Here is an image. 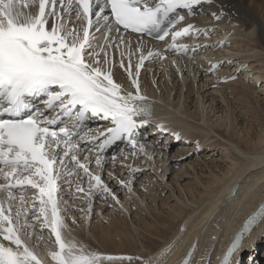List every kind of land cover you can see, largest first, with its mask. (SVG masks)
Returning <instances> with one entry per match:
<instances>
[{
	"label": "snow or ice",
	"instance_id": "1",
	"mask_svg": "<svg viewBox=\"0 0 264 264\" xmlns=\"http://www.w3.org/2000/svg\"><path fill=\"white\" fill-rule=\"evenodd\" d=\"M201 3L202 0H0V193H6L0 198V264H44L41 253L36 251L42 237L30 245L33 233L27 231L31 227L29 220L22 222L19 210L13 214L12 202H25L23 194L17 197L13 189L38 193L33 200L39 201V215L33 219L42 216L54 236L55 246L47 248L54 264H96V254L63 234L66 225L58 208L59 174L55 172L63 158L57 149L69 156L77 146L84 122L91 117L109 121L102 139L97 141L101 150L126 140L135 154L142 138L140 129L148 125L152 115L151 105L145 103L147 97L140 91L139 71L146 60L163 57L159 51L142 53L135 78L129 63L128 75L135 88L129 91L114 81L107 57L101 61L93 47L95 33L104 35L106 46L113 34L119 37L122 32L161 41L171 36L169 47L187 53V46L177 40L198 29L192 24L172 29ZM69 20L73 21L71 28ZM71 121L79 125V131L75 126L69 129ZM157 127L167 131L163 123ZM173 135L179 139V133ZM138 150L144 151L143 145ZM71 160L96 185L101 184V177L93 175L75 154ZM235 198L234 193L232 199ZM261 221L264 201L218 257L219 264H243L244 240ZM194 251L195 245L183 264H190Z\"/></svg>",
	"mask_w": 264,
	"mask_h": 264
},
{
	"label": "bare ground",
	"instance_id": "2",
	"mask_svg": "<svg viewBox=\"0 0 264 264\" xmlns=\"http://www.w3.org/2000/svg\"><path fill=\"white\" fill-rule=\"evenodd\" d=\"M180 11L185 12V10ZM72 15H74V12ZM188 24L195 25L198 29V31L190 32L193 38L199 35V37H207L206 33L209 30L218 34H224L228 30L234 32L232 34L237 36L242 34L236 32L239 30L244 32L248 38L250 36L251 40L254 39L257 45L264 50V0H202V3L196 6L191 14H186V18L180 26L172 31L180 30ZM72 26L73 21L69 20L68 27L71 28ZM235 33L237 34L235 35ZM186 36L178 38L177 43ZM234 36V39L238 38ZM231 37L226 36L227 39H232ZM242 37L244 40L247 38L244 34ZM242 37H239V39L242 40ZM95 39L99 41L100 47L104 51L108 50L111 55L115 54L117 56V50L123 46L126 52L129 51V53L135 54L134 58L137 59V61H134L135 65L138 64L140 55L142 53L146 55L148 51H159L161 56H173V54L178 53L169 47L172 43L171 36L164 43H156L122 32L119 37L113 34L107 41V46L102 33H95ZM112 43H116V47ZM186 43L191 44L194 42ZM243 45L241 46L243 47ZM246 45L250 46V44ZM256 55L252 56L255 57ZM124 57L126 56L124 55ZM156 57L153 56L146 60L144 65L149 64L151 67L157 60ZM246 58L240 62L244 64L240 66L243 65L242 67L245 70H247V66H245L247 65ZM250 58L252 57L249 56ZM215 60L217 61L219 58ZM107 66L112 71L114 81L123 86L127 81L131 83L128 75L129 69L122 74L120 68L114 67L110 62ZM248 70L259 71L260 73H253L255 80L251 81L252 84L246 85L245 81H239L241 88H237L236 92L245 103L249 104L252 103L251 97H253L254 86L256 82H260L264 78V73L261 68L256 69L253 66ZM131 72L133 78H135V71L132 70ZM138 81L141 83L139 78ZM125 87L128 88L127 84ZM145 88L143 87V89ZM140 91L143 94L141 88ZM150 95L146 93V96ZM159 102L149 98L145 101V103L151 105L152 115L148 125L140 129L142 138L139 139L138 145H143V148L147 146V149L150 150L151 148L164 149L166 146L168 148L175 146L177 154L186 150L193 151L197 149L204 152L213 147L218 152L217 147L220 146L219 148H226L228 151V153L226 151V156L230 161V165H228L226 171H222V175L211 174L212 178L202 182L195 177V181L199 180L198 183H195V186L191 184L186 188V184L181 185L179 183V188H174L172 183L165 180L168 171L166 161L169 158H159L156 166L154 162H150V154L147 155L144 151L139 150L133 154L134 149L126 140L116 141L109 145L107 147L109 149L108 153L104 157H88V152V156L83 158L82 153L84 152L79 150L80 147H77V151L72 150L67 157L64 156L63 151H59L60 157L63 158V164H59L57 190L60 185L58 206L60 215L66 225L63 234L65 237L74 238L78 244L85 247L86 251L96 254L99 257L96 264H183L184 259L194 245L195 251L192 254L190 264H219L218 257L224 254L232 238L242 228L246 218L258 209L261 203L260 200L264 198V143L260 145L253 142V137L247 136L249 138L244 141L240 140L241 142L227 139L229 143L227 145L212 135L211 130L184 119L176 110V107L166 105L165 102L162 104V100H159ZM249 110L252 115L251 120L261 121L253 106ZM89 119L96 118L86 119L83 128ZM93 122L95 121L89 123L92 127L86 128L81 133L85 132L91 138L99 137L100 140L102 139L101 134L109 127V121L102 119L100 123ZM161 123L165 125L167 131L158 129L157 125ZM74 126L79 131V125H76L75 121L68 123L71 130ZM253 126L252 121L248 122V127L251 130ZM173 133H179V139ZM218 136L225 138L221 133ZM258 141L262 142V139ZM78 142H81V140ZM190 142H193L192 148L186 146ZM116 144H119L118 151H116L117 147L115 148ZM99 147L98 145L95 148L98 149ZM73 154L78 157L80 163L86 164L93 175L101 177L100 185H96L95 180L85 174L76 161L71 160ZM158 154L161 157L162 151H158ZM97 160L100 161L99 165L96 163ZM172 165L175 166L176 163H172ZM141 166H145V168L152 166L154 171L150 172L152 174L154 172L155 175L153 174V178H149L153 180L154 186H156L154 192L157 197H150L148 190L152 189L151 186L145 187V184H143V187H140V185L133 183V179L136 177L134 174L142 168ZM161 169L162 171L159 173ZM180 172L183 173V176L187 174L184 168ZM180 172L176 173L179 174L178 178ZM243 177L245 178L240 181ZM62 180L66 181L62 182ZM121 181H127V186H125V183L122 184ZM0 182L3 181L0 180ZM66 184H72L74 192L69 193L65 187ZM176 184L178 183L176 182ZM105 188H107V191H105ZM78 189H82V191ZM166 190L170 191V198H172L174 204L170 205L166 202L161 207L159 205L160 200L163 199L161 196L164 195ZM13 191L17 190L13 189ZM18 193L20 192L18 191ZM234 193L236 194L235 200L232 199ZM21 194H25V197L29 196L32 200L30 203H33L34 195H38L31 189ZM0 195V198H3L5 194ZM34 203H39L38 199L34 200ZM37 205L36 210L39 209ZM22 207L24 208V205ZM253 207L255 208L251 212ZM27 209L30 208L27 207ZM34 214L38 216L39 212ZM23 218L25 217L23 216ZM31 220H34V223L31 224L28 230L29 233H33L32 240L34 244H36L37 238L42 237L36 251L41 253L44 264H54L47 255V248L55 246L54 236L51 235L50 229L44 223L42 216L39 220ZM37 221L41 223L37 224ZM261 223L262 221L253 228L251 234L244 240L243 264H252L253 260L255 264H264V234L253 240L256 231L262 228ZM225 239L227 240L225 241ZM45 244H47V247H45ZM107 257L118 259H108Z\"/></svg>",
	"mask_w": 264,
	"mask_h": 264
},
{
	"label": "rangeland",
	"instance_id": "3",
	"mask_svg": "<svg viewBox=\"0 0 264 264\" xmlns=\"http://www.w3.org/2000/svg\"><path fill=\"white\" fill-rule=\"evenodd\" d=\"M210 31L211 30L207 31V37L205 36L204 38L199 37L200 35L194 36L193 38V35L190 33L188 34V36L184 37L182 41L179 42V44L184 43L183 45L188 46L187 53H177L174 55L173 52H171L173 56H162L163 58L156 57L157 60L155 61V63H153L151 67L149 64H145L144 66H142L140 68L138 77L139 80H141V83L138 81L141 84L140 88L142 89V92L145 96L146 93L147 95L151 94L150 96H146L147 98L151 100H156L157 102H159V100H162V104H164L165 102L166 105L172 106L174 108L176 107V110L181 116H183L184 119H188L197 125L211 130L212 135L216 136L217 139L222 143L228 145L229 143L227 139L241 142L244 141L246 138L253 137V142H257L258 144L262 145L264 143V78H262L263 80L261 79L260 82H256L257 86H254L253 97H251L252 103H245V101L241 99L242 97L240 98L239 94H237L238 92L236 91L237 88H241V84L238 83L239 81H245L246 85L252 84L251 81L255 80V77H253V73H260L259 71L253 72L250 71L251 69L248 70V68H250L251 66L256 69L261 68L264 73V50L257 45L253 37V40H251L250 36L248 38V36H246L245 33L242 31H236L237 33H242L238 34L239 36H234L232 34L234 32L228 30L227 32H224V34H218L216 32ZM237 33H235V35ZM231 34L235 38H238L234 39ZM243 34L245 37H247L245 40L242 37ZM222 36H224L225 38ZM226 36L228 38L232 36V39H227ZM239 37H242L243 39L241 40L239 39ZM248 39H250L251 41ZM186 42L194 43L187 44ZM245 42L246 44H250V46L244 44ZM113 45L114 47H116V43H114ZM241 45H243L244 48ZM93 47L97 52H99L101 61H103L107 57L108 63L110 62L114 67L120 68V72L122 74L128 70L129 63H131V71L133 70L136 73V65L134 61H137V59L134 58L135 54L129 53V51L126 52L123 46H121L117 50V56L115 54L111 55L108 50L102 51L99 41L97 39L93 40ZM193 49H195V54H193ZM249 54H257L255 57L258 58H255L254 56ZM124 55L126 57H124ZM248 55L252 58L249 59ZM216 58H219V60L216 61ZM245 58L247 59V65L245 66H247L248 71L242 67L244 64L240 63ZM121 61H123V67H121ZM241 64L243 65L240 66ZM213 65H216V67L213 68ZM231 75L232 77L235 76L236 78L233 79ZM126 84L128 88L125 87ZM125 85L123 86L125 89H129L130 91V89L132 88L131 91L134 92L135 88L129 81H127ZM143 87L146 88L143 89ZM251 106L254 107V110L256 111L257 115L259 116L258 118L261 121L258 122L254 119L251 120L250 117L252 115L249 110ZM91 121L100 123L102 119H89L85 124V128L92 127L89 124ZM250 121L254 123L252 130L248 127V122ZM219 133H221L222 136H224L225 138L221 136L219 137ZM260 139H262V142L258 141ZM162 142L164 143L163 140ZM192 144L193 142H190L186 146H189L188 148H192ZM219 147L220 146L217 147V150H219L218 152H216V150L214 149L215 147H213L212 149H210L211 151L205 150L204 152H201L197 149L193 151L186 150L184 151L185 153L182 152L177 154L175 146L169 148L168 146H166L164 149L151 148V150L149 148L147 149V146H145L144 153H146L147 155H151H149V160L151 163L154 162L156 166L158 165L157 161L159 158H169L166 161V166H168V171L166 172L165 178L166 182L172 183V186L174 188H179V183H181V185L186 184L185 187L188 188V186H190L191 184L195 186V183H198L199 180L202 182L207 180L208 178H212L211 174L222 175V171H226L228 169L230 161L226 156L227 150L226 148ZM138 148L137 150H135V152L138 151ZM118 149L119 145L117 146L116 151H118ZM158 151H162V154L160 155L161 157H159ZM82 152L84 151L82 150ZM175 152L176 155L174 156ZM86 156H88V154L82 153L83 158H85ZM172 163H176V165L174 166L172 165ZM182 168L185 169V172L187 171V174L185 176H183V173L180 172ZM138 170L139 171L135 172L134 174V176L136 177H134L133 183L138 186L140 185V187H143V184H145V187L151 186L152 189L148 190L150 193V197H157L155 196L154 192L156 190V186H154L155 184L153 180H150V178H153V176L155 175L154 172V175L152 174V172H150L153 170L152 166H148L147 168L143 166ZM161 171L162 169L159 171V173ZM179 172L181 174L178 178L179 174L176 173ZM173 176L175 177L174 179ZM195 177L199 180L197 179V181H195ZM244 178L245 177H243L240 181H242ZM141 180L142 182H140ZM65 181L66 180H62V182ZM176 182L178 184H176ZM124 183L125 186H127L128 182L125 181ZM71 185L72 184L65 185L69 193L74 192V189ZM4 194V196H6V193ZM14 194H17V197L21 195V193L18 192H14ZM23 196L25 197V194H23ZM28 197H25V203L23 204L19 201V199L13 201L12 211L13 214H15V212L21 207V209L19 210L21 212V221L23 222L27 218L30 224H33L34 220L31 219H33V217L35 216L34 213L39 212L38 210H36V204H38L37 206H39V203H34L33 200L35 207H31L32 202L30 203V201L32 200H30L31 198ZM159 197L160 195L158 196V198ZM161 197L163 199H158L160 200L159 205H161V207H163L166 202L170 203V205L174 204L172 198H170L169 190H166L164 195H162ZM262 200H264V198L260 201ZM23 205L25 209L22 207ZM7 206L8 205L6 204L5 207ZM27 207L30 208V210L24 212L26 211ZM255 207L251 209V212L254 210ZM28 213L30 214L28 215ZM23 216L25 218H23ZM39 223L41 222H38L37 224ZM261 225L262 228L256 231L254 239L252 237L253 240L257 239L258 237L264 234V221H262ZM27 231L29 232L28 229ZM25 238L28 239V236H25ZM32 238L29 239L28 242L30 245H35ZM226 240L227 239H225V241Z\"/></svg>",
	"mask_w": 264,
	"mask_h": 264
}]
</instances>
